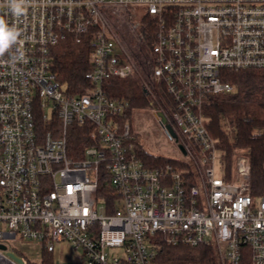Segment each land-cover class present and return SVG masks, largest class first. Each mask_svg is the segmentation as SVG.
<instances>
[{"label": "built area", "instance_id": "1", "mask_svg": "<svg viewBox=\"0 0 264 264\" xmlns=\"http://www.w3.org/2000/svg\"><path fill=\"white\" fill-rule=\"evenodd\" d=\"M23 7L15 16L0 0V17L20 32L0 56V264H18L6 254L17 237L48 252L68 242L84 264H153L159 235L210 245L218 264H264V195L251 193L248 152L229 164L203 113L208 96L234 91L227 71L264 70V0ZM68 44L89 49V87L79 95L52 73L56 50ZM130 78L180 159L150 167L138 157L130 103L108 91ZM72 126L88 128L92 143L78 158L70 156Z\"/></svg>", "mask_w": 264, "mask_h": 264}, {"label": "trees", "instance_id": "2", "mask_svg": "<svg viewBox=\"0 0 264 264\" xmlns=\"http://www.w3.org/2000/svg\"><path fill=\"white\" fill-rule=\"evenodd\" d=\"M89 49L84 45L59 47L54 55L52 73L59 86L71 95H79L89 87L86 73L89 71ZM225 82L234 86L229 94H215L207 97L203 113L206 128L218 147L225 152L229 162L235 153L248 152L251 172L250 189L254 196L264 195V134L255 133L264 127V70L227 71ZM108 91L117 98L130 103L128 117L133 109L147 105L141 85L136 78L112 80ZM234 130L230 136L229 128ZM88 128L72 126L68 130L70 156L78 158L83 148L91 146ZM137 139V138H136ZM137 155L150 167L163 166L171 160L147 153L137 139ZM104 181L98 195L108 196ZM160 246L153 264H218L214 249L210 245L190 247L182 244H167L160 235L156 239ZM39 264H53L51 252L42 250ZM240 264H251L244 257Z\"/></svg>", "mask_w": 264, "mask_h": 264}, {"label": "rangeland", "instance_id": "3", "mask_svg": "<svg viewBox=\"0 0 264 264\" xmlns=\"http://www.w3.org/2000/svg\"><path fill=\"white\" fill-rule=\"evenodd\" d=\"M147 102L146 106L133 109L129 117L133 133L136 135L138 142H140L143 149L151 155H158L168 159H180L181 154L178 148L168 141L167 137L158 127L152 114L148 111L149 100H147ZM228 130L230 136H233L234 130L232 127ZM215 173L216 176H218L217 169ZM97 209L99 212H103L101 203L97 205ZM6 244L8 249L21 257L26 264H36L40 262L39 246L34 243V241L31 242L17 237L12 242L7 241ZM113 253L114 255L123 254L121 250H115ZM81 254L80 248H74L68 242L56 243L54 244V252L52 255L53 264H84Z\"/></svg>", "mask_w": 264, "mask_h": 264}, {"label": "clouds", "instance_id": "4", "mask_svg": "<svg viewBox=\"0 0 264 264\" xmlns=\"http://www.w3.org/2000/svg\"><path fill=\"white\" fill-rule=\"evenodd\" d=\"M8 7L13 15L20 16L24 13L26 0H7ZM20 32L15 26H9L7 21L0 17V56L17 42Z\"/></svg>", "mask_w": 264, "mask_h": 264}, {"label": "water", "instance_id": "5", "mask_svg": "<svg viewBox=\"0 0 264 264\" xmlns=\"http://www.w3.org/2000/svg\"><path fill=\"white\" fill-rule=\"evenodd\" d=\"M171 132V131H170ZM0 250H3V251H5V250H7V248H6V246H4V245H0ZM7 256L10 258V259H12V260H14L15 262H17L18 264H24L25 262H24V260L21 258V257H19V256H17L15 253H13V252H10V251H7Z\"/></svg>", "mask_w": 264, "mask_h": 264}, {"label": "crops", "instance_id": "6", "mask_svg": "<svg viewBox=\"0 0 264 264\" xmlns=\"http://www.w3.org/2000/svg\"><path fill=\"white\" fill-rule=\"evenodd\" d=\"M39 251H40V258H41V252H42V250L39 248ZM53 252H54V250L51 252L52 255H53ZM39 261H40V259H39ZM38 263H39V262H38ZM38 263H36V264H38Z\"/></svg>", "mask_w": 264, "mask_h": 264}]
</instances>
